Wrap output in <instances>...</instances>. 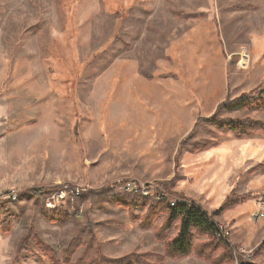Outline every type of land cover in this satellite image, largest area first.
<instances>
[{"label": "rangeland", "instance_id": "obj_1", "mask_svg": "<svg viewBox=\"0 0 264 264\" xmlns=\"http://www.w3.org/2000/svg\"><path fill=\"white\" fill-rule=\"evenodd\" d=\"M263 80L264 0H0V264H40L37 256L65 264L66 251L70 264L97 251L111 260L142 256L143 264H264L263 219L238 246L244 230L223 220L228 211L216 221L234 254L196 236L189 256L171 259L166 245L179 224L159 242L166 216L152 220L149 208L130 212L112 194L77 203L68 193L27 195L61 186L120 194L128 182L159 186L186 173L185 155L179 164L175 154L205 106ZM222 117L264 123L259 111ZM210 130L214 137L200 131L197 139H235ZM241 140L256 149L240 181L256 192L243 196L257 199L264 171L248 172L264 165V134ZM28 233L36 256L18 253ZM74 239L82 243L71 252Z\"/></svg>", "mask_w": 264, "mask_h": 264}, {"label": "trees", "instance_id": "obj_2", "mask_svg": "<svg viewBox=\"0 0 264 264\" xmlns=\"http://www.w3.org/2000/svg\"><path fill=\"white\" fill-rule=\"evenodd\" d=\"M174 79L173 76L165 77ZM239 111L253 112L259 111L264 112V80L257 89L249 94H243L235 99H232L228 94L226 100L221 103L214 114L210 117H199L194 124L192 131L183 138L179 145L175 155V161L179 163V159L184 154L196 155L198 153L207 151L220 144L218 139H209L201 140L197 139V135L200 131L206 132L209 136L214 137V132L210 129L214 128L216 132L222 134H229L233 138L241 140L244 138H250L257 134H264V123L261 121L253 120L251 118H223L222 113H233ZM176 163V164H177ZM258 170L264 171V165L260 164L256 167H253L248 172L253 174ZM178 180V176L169 181L161 182L159 186L162 190L169 192L172 186L175 185ZM115 187L102 189L99 191H89L81 192L79 196H75L74 200L77 202L85 201L86 199H94V197L102 196L105 194L111 195L115 198L116 203L121 207L128 209L130 212H133L136 209L149 208L152 213V220L156 217L160 218L166 216L165 226L162 230L164 235L157 237L159 242H165L167 239L165 233L169 232L173 226L178 223L179 232L177 236L168 243L166 249L167 257L171 259H181L189 256L194 251V239L197 236L198 238L207 236L211 239L212 250L216 248H226L231 250L230 254H234V250L231 249V245L228 241L223 240L218 236V222L216 219L228 211H232L241 204L256 199L252 196H240L236 193H231L223 201L221 206L213 211L206 212L200 205L197 203L188 200V204H179L175 208L170 207L169 203L165 201H158L156 199L143 198L139 195H132L122 191L120 194L114 193ZM63 191V187H57L52 189H40V190H30L27 195L29 197L45 198L50 195H55ZM3 203H0V209L3 211ZM4 213V211H3ZM149 219V218H148ZM149 220L148 222H150ZM144 223H146L144 221ZM92 228V227H91ZM161 231V230H160ZM161 233V232H160ZM35 237V236H34ZM32 235L28 233L25 238L21 241V244L18 249L19 255L24 254V252H30L33 256L37 254L34 253L33 244L31 243ZM35 246L39 252L42 254L49 253V250L39 242L38 238H35ZM71 246V252L76 251L80 245L81 239H74ZM94 240L89 242L90 246L93 245ZM93 248V246L91 247ZM264 248V247H263ZM208 251V250H207ZM51 253V252H50ZM205 253V251L203 252ZM208 253V252H207ZM52 254V253H51ZM65 264H70L69 254L67 251L64 253ZM226 258H229L227 255ZM53 264H56L55 260L50 258ZM142 256H129L122 260H111L107 259L101 252L97 251V256L90 262H84L83 259L77 261L74 264H143ZM37 261L40 264H46L44 260L37 256ZM224 261V259L222 260ZM239 264H252L246 261H241Z\"/></svg>", "mask_w": 264, "mask_h": 264}, {"label": "crops", "instance_id": "obj_3", "mask_svg": "<svg viewBox=\"0 0 264 264\" xmlns=\"http://www.w3.org/2000/svg\"><path fill=\"white\" fill-rule=\"evenodd\" d=\"M226 98H221L218 101L211 100V104L205 106L208 108L206 110L208 115H205L204 118L212 116ZM194 124L188 134L192 131ZM183 126L184 131H186L188 126L186 124ZM245 145L242 140L234 139L232 142H221L219 145L196 155L184 154L185 157L181 161L180 167L186 173L178 175L179 179L174 185L175 188H173L174 186L171 187V194L192 200L208 212L217 210L232 192H237L240 196L254 195L256 190L249 182L240 184L242 173L247 171V169L243 170V163L251 164L252 154L256 156V149L254 148L252 153L251 148L247 149ZM243 151H246V154ZM249 179L251 180V177ZM192 184L193 186H191ZM256 209V199L247 201L225 214V218H223L224 221H233L238 225L242 223L239 229L243 227L244 232L242 235L235 236L234 239L238 246L247 247L248 240L251 241L258 231L264 236V219L260 230L257 231L256 228L251 227V223L254 222L251 215Z\"/></svg>", "mask_w": 264, "mask_h": 264}, {"label": "built area", "instance_id": "obj_4", "mask_svg": "<svg viewBox=\"0 0 264 264\" xmlns=\"http://www.w3.org/2000/svg\"><path fill=\"white\" fill-rule=\"evenodd\" d=\"M243 59L241 58V61L244 60L245 57H247V54L243 53ZM125 193L132 194V195H139L143 198H153L158 201H167L170 205V207L175 208L179 204H188L189 202L187 200H181L177 199L175 197H170L169 194L162 190L158 186H150V185H141V184H134L131 182L126 183L123 186V190ZM82 190L75 189V188H65L60 193L55 194L56 198L58 199H64V194L68 193L72 197V199L75 196H79L81 194ZM257 209L254 213L251 215L252 220H262L264 219V193L257 196L256 199ZM218 236L222 238L225 241L227 240L228 233L224 231V228L219 224L218 225Z\"/></svg>", "mask_w": 264, "mask_h": 264}]
</instances>
